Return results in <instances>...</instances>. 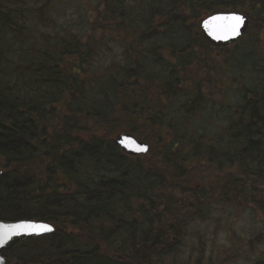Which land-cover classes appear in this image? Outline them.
Here are the masks:
<instances>
[{"label":"trees","instance_id":"trees-1","mask_svg":"<svg viewBox=\"0 0 264 264\" xmlns=\"http://www.w3.org/2000/svg\"><path fill=\"white\" fill-rule=\"evenodd\" d=\"M219 12L249 18L224 48L199 29ZM232 86L223 125L192 128ZM0 161V220L55 229L11 264H166L206 203L259 210L264 0H0Z\"/></svg>","mask_w":264,"mask_h":264},{"label":"rangeland","instance_id":"rangeland-1","mask_svg":"<svg viewBox=\"0 0 264 264\" xmlns=\"http://www.w3.org/2000/svg\"><path fill=\"white\" fill-rule=\"evenodd\" d=\"M72 15L71 12L68 13V17ZM243 61L244 59L239 60L240 64ZM249 76L253 80L252 74ZM222 85H229L226 77L222 78ZM223 98V102L221 97L212 104L211 113L197 117L192 128L201 130L198 123H202L209 132H214L218 126L223 125L225 116L221 109L222 103L228 106L240 101L236 86L230 87ZM195 185L200 186V183L196 182ZM259 193L263 195L258 198L262 206L256 211L249 210V207L241 211L235 206L221 205L214 199V203H206L199 218L187 228L184 245L166 264L264 263V184L260 186Z\"/></svg>","mask_w":264,"mask_h":264},{"label":"water","instance_id":"water-1","mask_svg":"<svg viewBox=\"0 0 264 264\" xmlns=\"http://www.w3.org/2000/svg\"><path fill=\"white\" fill-rule=\"evenodd\" d=\"M240 16L243 18L244 23L239 29V35H230L225 39H216L209 34L208 29L205 27V22L209 21L213 17H229ZM249 26V19L246 15L235 12H221L207 16L200 22V32L204 40L213 47L223 48L229 46L238 41L246 32ZM115 142L121 148V150L130 156L146 155L149 150V145L145 141H140L130 133H119L115 136ZM16 225H32L36 229H15ZM41 225H45L51 229V231H41ZM9 232L10 238L6 241L0 242V264H10L8 258L2 256V252L12 249L16 244L31 238H37L53 233L54 228L52 225L41 221H1L0 220V235L4 232ZM15 233V234H13Z\"/></svg>","mask_w":264,"mask_h":264},{"label":"snow or ice","instance_id":"snow-or-ice-1","mask_svg":"<svg viewBox=\"0 0 264 264\" xmlns=\"http://www.w3.org/2000/svg\"><path fill=\"white\" fill-rule=\"evenodd\" d=\"M244 23V20L240 16L229 17H213L209 21L205 22V27L208 29L209 34L216 39H225L230 35H239V29ZM41 231H51V229L45 225L39 226ZM15 229H36L32 225H16ZM15 234V233H13ZM9 232H4L0 235V242L9 239Z\"/></svg>","mask_w":264,"mask_h":264}]
</instances>
